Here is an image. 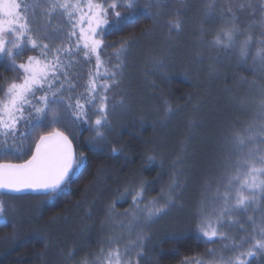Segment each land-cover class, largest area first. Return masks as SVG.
Returning <instances> with one entry per match:
<instances>
[{"label":"snow or ice","instance_id":"obj_1","mask_svg":"<svg viewBox=\"0 0 264 264\" xmlns=\"http://www.w3.org/2000/svg\"><path fill=\"white\" fill-rule=\"evenodd\" d=\"M160 0H156L155 7L160 8ZM245 6L255 8L248 0L247 5L241 3L240 9ZM124 7L128 10L137 8L136 0H111L107 3L103 0H34L33 3H24L23 7L18 0H0V57L10 62L14 71H19V76L9 82L0 85V149L6 154L10 151L23 152V143L27 141L41 127H45V121L50 124H59L66 113L72 123L77 121L87 122V106H92L98 113L94 121L93 130L96 142L106 139L104 131L110 125L108 119V96L107 92L117 83V73L109 72L105 68L104 76L111 80L102 79L99 69L104 65L101 60V50L104 46L103 35L106 27L119 28L127 22V17L117 10ZM145 10L153 5H145ZM209 8L212 5H208ZM39 8L43 18L40 30H34L32 24L36 21L35 9ZM264 12V0L261 3ZM111 16L114 19H109ZM232 13L231 7L227 9ZM59 14L67 17L71 30L67 34L69 43L66 46H54L45 43L51 40L47 26L53 15ZM172 27L179 29L178 19L170 22ZM259 25L264 28V15L261 16ZM251 26H249L250 29ZM78 29V31H77ZM249 29H241L236 23L235 14H232V22L229 26L222 27L212 40V45L217 48L231 49L238 45L239 55L244 62L250 54V49L257 45L255 54L252 56L253 63L258 64L260 71L264 72V32L259 38L254 37ZM243 39L238 41V37ZM76 37L73 45L71 38ZM130 47L127 41L121 42L117 50V59ZM26 50H38V55H29L24 62L17 64L16 58L22 56ZM87 60L95 56L97 71L89 73L85 84V91L76 97H65V84L69 89L75 87L69 78V70L75 55L81 53ZM117 68L120 65H116ZM63 76V80H61ZM264 95V91H262ZM63 106V113L61 111ZM262 120L258 128L249 125L243 132L234 134V143L241 151L234 165V174H229L224 183L223 192L218 188L215 200L220 201V206H213L210 210L201 209L198 230L208 242L216 240L230 241L223 245L219 255L215 249H209L211 258L207 261L199 259L195 264H251L254 257L264 255V215L259 224L253 216L247 220L252 226V231L245 232L239 239L230 237L222 229L225 225H240V230L245 231L244 224L234 217L238 213L247 212L255 206V209L264 211V99L259 105ZM168 111H171L169 108ZM23 123L24 130L20 131ZM20 144H17V137ZM9 140L12 141L9 145ZM247 152L243 149L248 146ZM113 154L118 149H112ZM153 157H149L151 161ZM86 157L77 154L73 142L59 128H52L43 134H39L35 140V148L31 157L23 163H0V189L10 192L33 190L43 192L51 197L63 191L71 181L73 175L84 166ZM173 183L169 185L168 199L163 203L152 200L141 210L147 220L158 218L167 214L172 206ZM144 188L141 187L137 195L133 196L134 204L141 199ZM115 207V205H113ZM135 218V213L132 214ZM6 208L0 201V220H6ZM140 244L133 245L142 249L143 237L139 238ZM224 250L230 254L225 255ZM137 259L131 258V252L125 248L109 247L101 248L100 255L95 264H139ZM73 252H69V256ZM82 264H88L85 259Z\"/></svg>","mask_w":264,"mask_h":264},{"label":"trees","instance_id":"obj_2","mask_svg":"<svg viewBox=\"0 0 264 264\" xmlns=\"http://www.w3.org/2000/svg\"><path fill=\"white\" fill-rule=\"evenodd\" d=\"M152 26V17L139 13L119 28L109 29L104 39L112 47L127 41L138 51L158 55L157 50L163 49V39L159 29H151ZM245 26L246 23L241 25L242 28ZM219 30L197 29L193 33L192 29H183L176 33V46L169 57L172 54L174 66L163 69L159 78L156 92L160 98L156 100V112L144 114L135 106L131 114L115 121L113 132L105 128V140L96 142L91 141L89 128L78 121L72 123L61 106L64 118L55 125L45 121L46 126L26 141L27 151L22 158L11 152L0 154V162L24 161L30 156L39 134L59 128L72 140L77 154L86 157L85 165L52 200L46 201L47 195L22 196L32 202L31 214L22 216L19 221L12 219L0 223V264H73L78 257L97 253L104 207L115 205V212L124 209L116 200L127 192L124 190L131 183L144 188L145 200L153 199L159 196L167 180L171 179L169 173L173 176L179 174L172 169L174 167L170 168V164L173 160L180 161L184 151L189 150L190 141L207 142L205 136H212L214 140L219 134L228 139L229 135L234 137L235 133L246 129L253 116L250 119L237 111L235 114L240 121L237 124L234 118L236 109L229 99L227 104L223 98L230 97L233 88L245 87L264 77L259 65L253 63L255 46L251 47L247 62L240 57L242 61L238 63L235 57L225 62L222 71L221 67L213 66L221 71V75L219 73L216 76L219 79L210 81L205 87L199 82L206 73L197 72L193 67L202 56L199 45H193L191 40L209 42ZM249 30L255 33L253 29ZM262 32L264 29L256 31L257 38ZM237 39H243V35ZM188 66L189 77L186 74ZM13 74L9 64L0 60V85L5 84ZM205 94L211 96L207 98ZM145 107L151 108L146 104ZM169 108L175 113L172 120L176 127L162 130L157 118ZM198 122L206 124V127L199 128L196 126ZM193 124L194 138L190 132ZM222 124L221 133L219 127ZM113 148L118 149L116 154H113ZM149 157L154 159L150 161ZM181 166H176V170ZM109 188L111 191H107ZM197 226L196 221L192 224L180 223L177 228L156 234L146 246L140 264H181L187 259L206 257L213 242L206 241ZM70 251L73 252L71 256ZM256 262L253 261V264Z\"/></svg>","mask_w":264,"mask_h":264},{"label":"rangeland","instance_id":"obj_3","mask_svg":"<svg viewBox=\"0 0 264 264\" xmlns=\"http://www.w3.org/2000/svg\"><path fill=\"white\" fill-rule=\"evenodd\" d=\"M18 2H20L23 7L24 3L31 4L34 0H18ZM41 2H43V0H41ZM103 2H105L106 6L111 0H103ZM160 2L162 6L157 8L155 7L156 0H136L137 8L134 10V14L132 10H128L124 7L117 9L122 15L127 17V20L135 17L139 13H145L152 17L153 26L151 29H159L160 36L163 39V49L157 50L159 51L158 55H151L149 52H142V50L138 51L134 46H130L127 48L126 52L117 59L116 52L120 46L112 47L105 42V35L112 27L105 28L103 35L104 46L100 53L104 65L99 69V72L101 78L108 80L109 83H111V80L104 76L105 68H107L109 72L117 73V83L106 93L108 96V119L110 121L107 131L113 132L115 121H118L124 115L127 117L131 114L132 108L135 106L139 107V110L144 114L157 111L156 100L160 98L159 93L156 92L158 81L161 75H163V69L173 68L174 66L172 54L171 58L169 57L170 51L176 46L174 37H176L177 32L183 29H192L193 33H196L197 29H221L231 24L233 13L236 17V23L241 29H249V26H251L250 29H253L255 33L256 31L258 32L264 29L257 23L261 16L264 15L261 9L262 0H251L255 8L254 13L253 10L247 6L243 9L239 8L241 3L247 5L248 0H160ZM149 4H152L153 7L146 11L144 6ZM210 4L212 5L211 8L208 7ZM229 7L232 9V13L227 11ZM35 16L36 21H39V23L34 22L32 27L34 30H40L42 32L43 29H41L40 26L43 24V18L39 8L35 9ZM243 18L246 20L245 22ZM109 19H114V17L111 16V10ZM176 19L180 21L179 29L172 27L170 23ZM245 23L246 26L242 28L241 25ZM205 24H207L206 27ZM53 30L58 31L52 35L51 40H46L44 42L53 44L54 46H66L69 43L67 34L71 30L67 17L59 14L53 15L51 22L47 26V31L52 34ZM255 33L253 35L257 38ZM75 42L76 37H72L71 43L74 45ZM191 42L193 45H195V43L199 45L201 50L202 57L198 58L199 62L193 67L197 72L202 74L206 73L202 79L203 81L201 80L199 82L203 87H205L206 84H210V81L219 79L216 76L221 75L225 62L232 61L235 57L238 63L242 61L240 55H236L237 52L239 53L238 45L231 49H224L214 47L211 43L212 40L204 42L201 39L199 41L192 39ZM252 46H255V48L257 47L255 43H253ZM38 54V50H26L22 56L16 58L17 64L24 62L29 55ZM0 60H4L10 66V62L6 58L0 57ZM202 63L205 65H201ZM116 65H120V67L117 68ZM213 66H217V68L221 67V71H218L217 68H213ZM96 71L95 56L86 60L82 52L75 55L72 68L69 70V78L75 87L69 89L68 85L65 84V97L69 95L76 97L80 93H83L89 73L91 72L94 74ZM19 74L18 70L14 71L13 76L8 79L7 82L18 77ZM186 74L189 77V66L186 70ZM61 80H63V76H61ZM238 88L239 89L233 88V91L229 94L230 97L223 98L224 102L228 104L229 99L230 104L236 109L234 118L237 124L240 123V121L238 122V116L235 114L237 111L245 115L244 117H249L250 119L253 116L252 121L248 123L246 128H248L249 125H254L255 130V128L259 127L262 120V113L259 105L260 101L264 99V95H262V91H264V77L260 78L259 82H254L245 87ZM210 96L211 95L205 94L207 98ZM206 102L204 103L207 104ZM145 104L151 108L147 109ZM194 110L196 109L194 108ZM173 112V110H166L162 116L157 118V123H159L162 130L165 128H169L170 130V128L176 127L174 126L175 122L172 120V116H175ZM87 115V122H78L89 128L91 131V141H93L92 138L95 136L93 125L98 113L92 106H87ZM196 126L204 129L206 124L198 122ZM223 127V124L219 127L221 133L223 132ZM23 130L24 125L21 123L20 131L22 132ZM194 130L195 125L193 124L190 128L193 138L196 136ZM205 137L208 140L207 142L199 141L195 143L190 141L189 150L184 151L180 161H171L170 168L174 167L172 169H175L179 174H175V176L171 173L168 174V177L171 179L167 180L168 182L165 183L164 189L161 190L159 196L145 200L146 198L142 194L141 199L134 204L133 196L137 195L140 187H137L135 183H131L128 186L129 188L124 190L127 192L123 193L121 197L116 200V202L121 203V205L125 207L124 209L116 210L115 212L113 206L106 205L104 207V217L100 224L102 235L98 241V245H100L99 250L95 254L78 257V260L73 264H82V261L85 259L88 264H95L96 258L100 255L101 248L107 250L110 246H118L121 252H124L125 248H128L131 252V258L134 261L137 259L136 253L141 252L142 254L138 257L140 264V260L143 258L144 251L147 248L146 246H149L156 234L165 229L177 228L180 223L192 224L196 221V224L199 225V213L202 208L205 210H210L213 206L218 208L220 206V201L215 200V193L218 188L223 192L226 178L229 174H234L235 162L242 153L235 145L233 136L231 137L229 135L227 139L219 134L218 139L215 138L214 140L212 136ZM2 139L3 138L0 137V140ZM20 142L18 136L16 143L20 144ZM11 143L12 141L9 140V145H11ZM249 147H252V145L246 146L243 151L247 152ZM26 151L27 146L26 141H24L22 153L14 150L10 152L22 158ZM3 152L4 151L0 149V154ZM179 164H182V166L176 170V166ZM174 178L175 183L173 184L172 191L174 199L172 206L167 210V214L152 220H147L145 214L141 210L154 199L159 200L160 203L167 200L169 185L173 183ZM107 191H111V189L109 188ZM53 198L54 195L48 197L46 201L52 200ZM0 201L4 202L7 215V219L0 220V223L12 219L17 221L22 216L30 215L32 212L30 207L32 202L25 197L0 194ZM133 213H135V218L132 215ZM262 215H264V211L255 209V206H253V208H250L247 212L238 213L234 217L244 224L245 231L240 230L239 224L232 226L225 225L222 231H225L230 237L239 239L245 235V232L250 233L252 231V226L247 220L248 216H253L257 224H259ZM141 237H143L142 249L139 246L133 245V242H137V245H139L141 243L139 238ZM229 242L230 241L216 240L213 242L212 249H215L216 254L219 255L223 245ZM224 254L229 255V250H224ZM210 258L211 256L208 253L203 260L207 261ZM199 259H187L181 264H195V261ZM253 261H257L256 264H264V255L254 257L251 264H253Z\"/></svg>","mask_w":264,"mask_h":264},{"label":"water","instance_id":"obj_4","mask_svg":"<svg viewBox=\"0 0 264 264\" xmlns=\"http://www.w3.org/2000/svg\"><path fill=\"white\" fill-rule=\"evenodd\" d=\"M73 147L74 149L76 150L74 144H73ZM34 148H35V144H34V147H33V150L34 151ZM32 154V152H31ZM31 154L30 156L27 158L29 159L31 157ZM26 159V160H27ZM25 161V160H24ZM24 161H21V162H12V161H2L0 163H3V162H10V163H23ZM0 194H4V195H10V196H25V195H45L43 192H40V191H33V190H25V191H21V192H10V191H6V190H2L0 189Z\"/></svg>","mask_w":264,"mask_h":264}]
</instances>
